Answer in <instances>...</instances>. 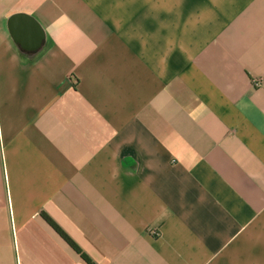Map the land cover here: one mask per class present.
<instances>
[{
  "label": "crops",
  "instance_id": "obj_1",
  "mask_svg": "<svg viewBox=\"0 0 264 264\" xmlns=\"http://www.w3.org/2000/svg\"><path fill=\"white\" fill-rule=\"evenodd\" d=\"M0 264H264V0H0Z\"/></svg>",
  "mask_w": 264,
  "mask_h": 264
},
{
  "label": "water",
  "instance_id": "obj_2",
  "mask_svg": "<svg viewBox=\"0 0 264 264\" xmlns=\"http://www.w3.org/2000/svg\"><path fill=\"white\" fill-rule=\"evenodd\" d=\"M22 24H26L30 29L35 28L38 31V38L36 40L35 49L41 46V41L43 39V34L40 28L39 23L31 16L18 14L11 17L9 21L10 31L16 41H19L23 45V32L20 30Z\"/></svg>",
  "mask_w": 264,
  "mask_h": 264
},
{
  "label": "trees",
  "instance_id": "obj_3",
  "mask_svg": "<svg viewBox=\"0 0 264 264\" xmlns=\"http://www.w3.org/2000/svg\"><path fill=\"white\" fill-rule=\"evenodd\" d=\"M45 219L53 225V227L61 234V236L77 251L81 256L89 263H92L90 258L80 249V247L45 213H43Z\"/></svg>",
  "mask_w": 264,
  "mask_h": 264
},
{
  "label": "built area",
  "instance_id": "obj_4",
  "mask_svg": "<svg viewBox=\"0 0 264 264\" xmlns=\"http://www.w3.org/2000/svg\"><path fill=\"white\" fill-rule=\"evenodd\" d=\"M260 82H259V80H255V84H259Z\"/></svg>",
  "mask_w": 264,
  "mask_h": 264
}]
</instances>
